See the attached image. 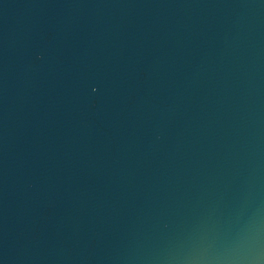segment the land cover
<instances>
[{
  "label": "water",
  "instance_id": "water-1",
  "mask_svg": "<svg viewBox=\"0 0 264 264\" xmlns=\"http://www.w3.org/2000/svg\"><path fill=\"white\" fill-rule=\"evenodd\" d=\"M0 264H264V0H0Z\"/></svg>",
  "mask_w": 264,
  "mask_h": 264
}]
</instances>
